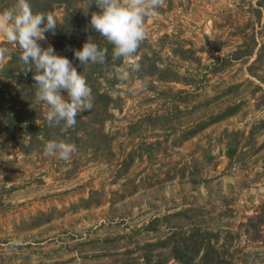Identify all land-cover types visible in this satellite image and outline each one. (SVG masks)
I'll list each match as a JSON object with an SVG mask.
<instances>
[{
	"label": "rangeland",
	"instance_id": "obj_1",
	"mask_svg": "<svg viewBox=\"0 0 264 264\" xmlns=\"http://www.w3.org/2000/svg\"><path fill=\"white\" fill-rule=\"evenodd\" d=\"M51 6L77 44L69 13L92 14L95 0ZM144 23L132 58L73 65L93 107L67 130L69 159L45 155L49 133L32 140L0 114V264H180L145 247L178 229L211 239L224 264H264V0H162ZM0 47V69L11 63L46 118L18 44L0 36Z\"/></svg>",
	"mask_w": 264,
	"mask_h": 264
},
{
	"label": "clouds",
	"instance_id": "obj_2",
	"mask_svg": "<svg viewBox=\"0 0 264 264\" xmlns=\"http://www.w3.org/2000/svg\"><path fill=\"white\" fill-rule=\"evenodd\" d=\"M96 11L92 12L89 24L93 31L112 45V58L130 59L145 39V18L156 15L162 7V0H95ZM56 19L44 13H34L29 0H17L16 6L0 13V36L9 43L18 44L20 60L27 65L26 71H33L37 88L36 98L48 106L46 119L49 125L69 129L76 124L77 115L93 107V95L86 78L77 72L70 60L55 53L49 45L42 48L39 41L45 33L55 34ZM0 47V57L7 53ZM107 49L98 46L89 38L74 56L82 64H103ZM117 79L127 81L129 71L123 67L114 68ZM62 91L66 95H62ZM75 151L74 145L63 141H50L44 146V153L67 160Z\"/></svg>",
	"mask_w": 264,
	"mask_h": 264
},
{
	"label": "trees",
	"instance_id": "obj_3",
	"mask_svg": "<svg viewBox=\"0 0 264 264\" xmlns=\"http://www.w3.org/2000/svg\"><path fill=\"white\" fill-rule=\"evenodd\" d=\"M69 0H48L46 7L40 0H29L31 9L34 13L48 14L52 8L53 3H66ZM17 0H0V13L10 10L16 6ZM45 8V9H44ZM95 10H97L95 8ZM78 17V32L80 39L77 44L63 42V30L67 21L70 19L65 18L63 24H57L60 30H56L55 34L46 32L47 36H51L53 41L48 44L51 45L55 53L67 57L72 65L83 66L74 56V51L79 50L82 45L89 39H94V42L102 48H106L107 55L105 61L109 60L112 56L111 47L108 42H103L99 34L92 30L89 21L91 14L83 9H73L69 15ZM69 16V17H70ZM63 29V30H62ZM57 51V52H56ZM11 63L0 69V114L4 117L7 128H14L16 131H22L25 135L32 140L38 135L49 133V140L58 141L63 140L67 143L66 134L67 130L63 127V122L58 125H49L46 118L35 115L30 111L27 105L22 100L21 90L12 81L10 76L14 73V68H8ZM16 68V67H15ZM27 65L22 69L21 77L33 79V71H26ZM34 80V79H33ZM39 120L40 122H37ZM214 120V119H212ZM211 120V122H212ZM207 125V124H206ZM206 125L200 126L199 129ZM65 129V130H64ZM204 238V239H203ZM161 246L166 248V255L172 259L177 260L180 264H224L226 261L222 257L219 250L211 243V239L201 236L198 237L194 233L186 231L175 230L167 235L162 240L155 243H147L145 247ZM201 256L195 261L199 253ZM146 255V254H145ZM146 262H150L149 257L146 255Z\"/></svg>",
	"mask_w": 264,
	"mask_h": 264
}]
</instances>
